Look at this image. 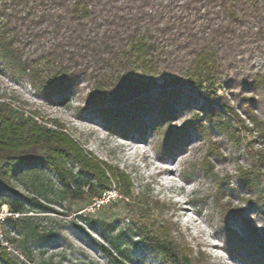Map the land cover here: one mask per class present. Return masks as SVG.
<instances>
[{"label":"trees","instance_id":"16d2710c","mask_svg":"<svg viewBox=\"0 0 264 264\" xmlns=\"http://www.w3.org/2000/svg\"><path fill=\"white\" fill-rule=\"evenodd\" d=\"M257 59L264 67V0H0V71L27 82L49 102L84 89L82 109L96 110L107 123L113 117L115 128L138 131L147 127L142 118L155 121L152 132L169 151L182 132L169 118L183 91L217 98L223 88L245 111L257 93L264 101V70L256 68ZM223 105L234 113L231 104ZM195 117L203 132L206 126ZM24 167L51 170L70 201L93 200L115 185L123 187L120 195L130 196L128 177L91 156L61 125L16 118L8 103H0V207L9 210L1 224L22 235L25 240H16L22 252L41 243L25 215L26 205L40 204L13 184ZM136 233L167 263L196 264L171 242L137 225ZM98 248L112 264H125L120 245H114L116 258ZM0 264L20 262L0 245Z\"/></svg>","mask_w":264,"mask_h":264},{"label":"rangeland","instance_id":"374dc122","mask_svg":"<svg viewBox=\"0 0 264 264\" xmlns=\"http://www.w3.org/2000/svg\"><path fill=\"white\" fill-rule=\"evenodd\" d=\"M256 64L264 70L260 60ZM85 92L80 89L66 100L49 102L27 82L0 71V103H8L16 118L61 125L86 152L125 174L130 183L129 197L120 195L123 187L115 185L110 199L91 209L93 200L87 197L82 201L63 197L48 168L29 172L22 168L13 184L40 204L26 205L25 215L41 243L27 245L22 252V243L16 240L25 239L1 224L9 215L3 205L0 245L11 257L20 264H112L98 247L116 258L118 244L127 256L125 264H169L138 242L137 225L149 236L171 242L196 264H264L262 93L245 111L223 88L216 91L217 98L183 91L169 118L182 132L169 151L152 132L155 121L142 118L147 127L138 131L115 128L110 125L113 117L107 123L96 110L82 109ZM223 103L231 104L234 113L228 114ZM196 114L206 126L203 132L196 126ZM217 121L225 126L217 127ZM67 166L78 169L72 163ZM235 206L243 212L231 213ZM227 229L233 234L227 235ZM47 234L52 237L45 240Z\"/></svg>","mask_w":264,"mask_h":264},{"label":"built area","instance_id":"2783aa9c","mask_svg":"<svg viewBox=\"0 0 264 264\" xmlns=\"http://www.w3.org/2000/svg\"><path fill=\"white\" fill-rule=\"evenodd\" d=\"M108 193L109 191L102 193L100 197L93 199V202L91 204L92 207L91 209L99 208L101 205H103L106 202V200H109L110 196Z\"/></svg>","mask_w":264,"mask_h":264}]
</instances>
